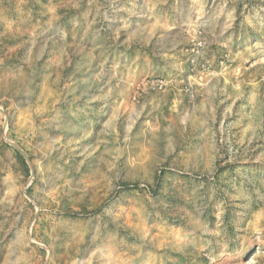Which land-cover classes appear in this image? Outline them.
<instances>
[{"label": "rangeland", "instance_id": "rangeland-1", "mask_svg": "<svg viewBox=\"0 0 264 264\" xmlns=\"http://www.w3.org/2000/svg\"><path fill=\"white\" fill-rule=\"evenodd\" d=\"M0 264H264V0H0Z\"/></svg>", "mask_w": 264, "mask_h": 264}]
</instances>
